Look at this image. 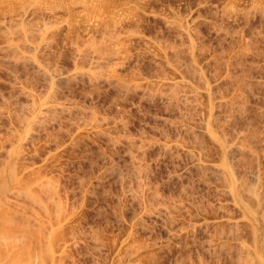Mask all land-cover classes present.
Instances as JSON below:
<instances>
[{
  "label": "rangeland",
  "instance_id": "rangeland-1",
  "mask_svg": "<svg viewBox=\"0 0 264 264\" xmlns=\"http://www.w3.org/2000/svg\"><path fill=\"white\" fill-rule=\"evenodd\" d=\"M263 139L264 0H0L16 264H243Z\"/></svg>",
  "mask_w": 264,
  "mask_h": 264
},
{
  "label": "bare ground",
  "instance_id": "bare-ground-1",
  "mask_svg": "<svg viewBox=\"0 0 264 264\" xmlns=\"http://www.w3.org/2000/svg\"><path fill=\"white\" fill-rule=\"evenodd\" d=\"M33 48H35V47H33ZM93 61H95V60H93ZM94 63L98 64L99 62L96 60V62H94ZM173 84H176V83L173 82ZM186 101H187V99H186ZM205 127H207V126H205ZM210 129H211V127H210ZM205 131H206V129H205ZM251 135H252V133H251ZM251 135H249V137ZM253 135H254V137H253ZM253 135H252L253 139L255 137H257V136H255V134H253ZM212 137H213V135H212ZM224 138L225 137L223 136V138L221 140H223ZM242 138L243 137H241V139ZM252 138H250V139H252ZM214 139L217 142H220L219 136H217V135L214 136ZM226 141H228V140H226ZM226 141L223 140V143H222V144L225 145L224 148L227 147L226 145L229 142L228 141L226 143ZM244 145H245L244 143H242L241 145H238L237 143H235V144L233 143L232 145L228 144V147H230V149L234 148V150L235 149H243V148L246 149V147ZM230 149L228 151H230ZM231 151H233V150H231ZM12 154H14V153H12ZM222 165H223L222 168H220V167L217 168L216 167V169H218V171H220V173L221 172H226L227 175H228V176L227 175L226 176H227V178L229 177V180L231 178V180L229 182L227 181L228 182L227 192L230 193L233 197H238L239 203L241 204L242 208L244 209V213H245L244 217L247 216L249 218H252L255 221V223L260 226V229H262L261 231H263L264 230V190H263V188H262V190H261V188L258 189L259 184L261 182V172H259V171L258 172H255V171L254 172H250V174H251L250 178H249L250 181H248L249 183L246 181L248 183L247 184L245 181L244 182L243 181L237 182V180H235L236 178H234V176H236V173L234 174L231 168H230L231 171H229V169L226 166H224V164H222ZM226 173H224L223 175H225ZM14 176H15L14 156L10 154L8 160L5 161V163H4L3 167H2V171L0 172V264H16V262L18 261L17 258L19 257L20 260H21V258L23 257L22 254H24V252H22L21 248H19L20 246L18 247L17 245H20V244H18V240H20V242H21L22 238H26V232H24L23 230L20 231L19 229L15 228L14 219H15L16 215H18V211L10 209V207L6 205L7 193H5V192L8 189V187L11 185V183H12V181L14 179ZM240 180H242V178ZM253 183L255 184V186H253L254 185ZM257 183H259V184H257ZM256 185H258V186H256ZM15 189H16V192L19 193L20 195H24L26 197H32V192H31V190L29 188L25 189V188L17 186ZM244 192L247 193L248 196L251 197L252 200L255 201L254 205L252 204L253 201L249 203V200L251 198H249L248 196H245L247 194H245ZM246 198H248L249 200H247ZM253 228L255 229V227H253ZM257 230H259V229H257ZM254 232L256 234V229H255ZM261 234L263 235V233H261ZM261 234H259V232H258V235L255 236L256 238L255 237L253 238L255 240V244H252L253 245L252 247H254V251L252 250L253 248H249L251 246L248 247V250L251 249L250 252L249 251H245L244 248L246 250H247V248L244 247V245L242 246L243 250L245 251L244 254L241 253L242 254L241 255V258H242L241 261L242 262L244 261L243 264H264V236H262ZM254 240H252L253 243H254ZM251 253L254 254V255H252ZM24 258H25V256H24ZM28 259H29V257H28ZM17 264H19V263H17Z\"/></svg>",
  "mask_w": 264,
  "mask_h": 264
}]
</instances>
